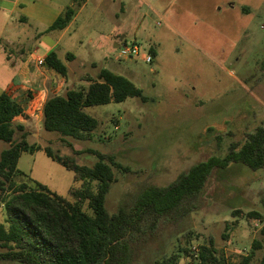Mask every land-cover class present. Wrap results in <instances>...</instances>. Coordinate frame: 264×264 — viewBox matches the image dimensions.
Segmentation results:
<instances>
[{
  "label": "rangeland",
  "instance_id": "1",
  "mask_svg": "<svg viewBox=\"0 0 264 264\" xmlns=\"http://www.w3.org/2000/svg\"><path fill=\"white\" fill-rule=\"evenodd\" d=\"M22 1L29 19L19 20L14 0H0V36L12 31L14 46L29 64L56 43L53 50L68 68L66 89L88 84L107 68L147 97L87 107L98 127L86 140L46 131L41 123L27 131L29 142L76 157L80 164L98 160L87 151L92 149L128 166L127 172L114 168L117 180L106 195L109 212L133 202L149 185H167L201 161L224 157L232 143L264 125V0H86L66 31L47 29L56 18L44 2ZM50 1L69 5L73 0ZM12 13L17 19L4 26ZM115 43L136 45L139 54L119 57ZM5 56L0 44V74L7 68ZM20 137L18 131L15 140ZM9 145L0 141L1 149ZM18 168L26 174L19 179L37 180L69 201L74 200L71 190L82 184L43 149L24 153ZM250 211L260 217H249ZM210 241L227 264H261L264 168L231 162L212 171L198 208L179 221L160 220L156 229L138 235L129 264H155L185 246L194 254ZM255 241L254 255L245 263ZM180 264H192L191 257L184 255Z\"/></svg>",
  "mask_w": 264,
  "mask_h": 264
},
{
  "label": "trees",
  "instance_id": "2",
  "mask_svg": "<svg viewBox=\"0 0 264 264\" xmlns=\"http://www.w3.org/2000/svg\"><path fill=\"white\" fill-rule=\"evenodd\" d=\"M86 0H73L48 28L64 29ZM73 54L68 53L67 57ZM46 64L63 76L68 68L51 50ZM79 87L67 88L62 94L50 95L43 106L42 126L46 131L62 136L86 140L98 127V120L87 113L90 106L121 102L128 97H147L127 77L110 69H100L95 79ZM27 98L31 97L26 93ZM24 114L23 106L13 97L12 89L0 93V141L8 142L0 148V261L20 264H129L134 258L133 243L140 234L157 228L160 220L179 221L195 211L207 179L215 169L231 162H240L253 170L264 168V125L249 132L243 142L230 145L224 157L212 156L186 171H182L167 185H149L116 212L106 207V195L116 182L114 168L127 172L128 166L115 156L88 149L98 160L93 165L77 162L76 157L61 155L50 146L42 147L27 139V131L14 119ZM21 133L15 140L17 132ZM43 149L52 159L76 173L81 187L71 190L73 201L65 199L47 185L34 180L19 179L26 174L18 168L24 151ZM79 153V152H76ZM235 209L234 213L239 212ZM249 217H260L250 211ZM258 246L255 241L247 263ZM180 247L155 264H180L185 255L192 264H227L212 241L200 245L198 252ZM261 264H264V259Z\"/></svg>",
  "mask_w": 264,
  "mask_h": 264
},
{
  "label": "crops",
  "instance_id": "3",
  "mask_svg": "<svg viewBox=\"0 0 264 264\" xmlns=\"http://www.w3.org/2000/svg\"><path fill=\"white\" fill-rule=\"evenodd\" d=\"M44 2L45 5H48L50 9L53 11L54 18H57L58 15L64 10V8L68 5L63 3L51 2L50 0H41ZM73 4V1L70 2L69 5ZM86 4V1L80 7L83 8ZM25 3L22 0H14V5L12 8L13 12L16 10L20 12V18L29 19L30 16L24 13L25 10ZM123 10V6L121 8ZM23 12V13H22ZM78 13V10H77ZM76 13V15H77ZM12 15V18H11ZM9 14L8 18H6V23L4 26H7L9 20L13 18L17 19L14 16V13ZM75 15V17H76ZM73 18V20L75 19ZM72 20V21H73ZM71 21V22H72ZM53 23V22H52ZM52 23H48L47 29L50 27ZM71 24V23H70ZM69 24V25H70ZM69 25L64 28L63 30L66 31ZM120 32L118 31L117 35ZM106 38L108 36L105 35ZM6 42V43H4ZM16 43L14 33L12 31H8L5 36H0V44L1 50L5 52L6 62L5 66L7 68L6 71H2L0 74V93L4 91H8L9 88L13 90L12 94L13 97L23 106L24 114L18 115L14 121H18L21 125L24 126L25 131H28L29 127L32 126L34 123L39 124L43 121V111H28L29 104L32 101V98H40L42 99L43 103L46 102L47 98L53 94H62L66 90V83L69 80V75L62 76L60 73L55 72L48 68H40L36 62L28 63L29 59L28 56L26 57L25 54H20V48L15 47L14 44ZM117 43H115L116 46ZM56 43H53L46 51L44 55L46 56L48 52L53 50ZM68 54V53H67ZM74 57V56H72ZM30 66V67H29ZM27 67L25 72L23 69ZM9 69V70H8ZM86 81V80H84ZM26 93H30L31 97L27 98ZM31 135L38 136V132H33ZM29 151H24V153ZM33 153V152H31ZM22 154V155H23ZM20 156V158L22 157ZM19 158V160H20ZM19 165V161H18Z\"/></svg>",
  "mask_w": 264,
  "mask_h": 264
},
{
  "label": "built area",
  "instance_id": "4",
  "mask_svg": "<svg viewBox=\"0 0 264 264\" xmlns=\"http://www.w3.org/2000/svg\"><path fill=\"white\" fill-rule=\"evenodd\" d=\"M119 48H120L119 57H127V56L139 54V48L136 45L128 46V45L124 44V45H119ZM146 60L150 62L152 60V56L147 55ZM34 61L36 62V64L40 68H48V69H51V70L57 72L56 70L48 67V65L46 64L45 56L37 55L34 57ZM12 92H13V90H12ZM44 104L45 103H43L42 99L32 98V101L30 102V104L28 106L29 107L28 111H32V112L39 111V110L43 111ZM196 252H198L197 248H196Z\"/></svg>",
  "mask_w": 264,
  "mask_h": 264
},
{
  "label": "water",
  "instance_id": "5",
  "mask_svg": "<svg viewBox=\"0 0 264 264\" xmlns=\"http://www.w3.org/2000/svg\"><path fill=\"white\" fill-rule=\"evenodd\" d=\"M121 39H123V36H121ZM116 46H119V44L117 43Z\"/></svg>",
  "mask_w": 264,
  "mask_h": 264
}]
</instances>
